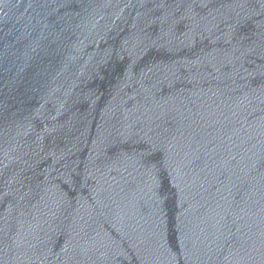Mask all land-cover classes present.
I'll list each match as a JSON object with an SVG mask.
<instances>
[{"label":"water","instance_id":"1","mask_svg":"<svg viewBox=\"0 0 264 264\" xmlns=\"http://www.w3.org/2000/svg\"><path fill=\"white\" fill-rule=\"evenodd\" d=\"M0 264H264V0H0Z\"/></svg>","mask_w":264,"mask_h":264}]
</instances>
